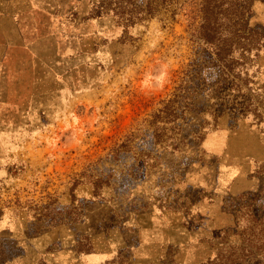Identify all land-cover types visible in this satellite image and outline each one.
Returning <instances> with one entry per match:
<instances>
[{
  "label": "rangeland",
  "instance_id": "374dc122",
  "mask_svg": "<svg viewBox=\"0 0 264 264\" xmlns=\"http://www.w3.org/2000/svg\"><path fill=\"white\" fill-rule=\"evenodd\" d=\"M99 1L102 13L145 16L147 32L128 39L136 49L121 52L125 62L114 70L100 65L89 71L97 77L99 70L94 89L77 85L76 96L66 93L59 100L54 97L65 87L50 80L59 64L51 51L59 32L51 31V47L49 36L31 33L32 12L42 19L39 0H0L2 47L10 41L18 46L17 67L0 68V211L16 205L57 223L78 217L89 199L121 197L144 187L177 185L184 193L198 177L209 189L228 166L222 151L232 131L251 130L264 141V0H247L242 35L236 18L224 19L216 8L214 31L220 39L232 36L235 49L223 50L220 58L213 45L191 36L184 17L190 0H146L140 14L130 0ZM9 79L12 91L4 89ZM59 108L65 112L58 114ZM263 161L250 158V173ZM259 172L256 189L231 193L225 184L219 208L204 191L211 221L218 224L209 227L208 239L220 240L233 228L238 211L264 217V166ZM249 222L241 219V225ZM226 239L238 244L240 238L232 230ZM207 253L204 244L182 256L192 264Z\"/></svg>",
  "mask_w": 264,
  "mask_h": 264
},
{
  "label": "crops",
  "instance_id": "0c3cea01",
  "mask_svg": "<svg viewBox=\"0 0 264 264\" xmlns=\"http://www.w3.org/2000/svg\"><path fill=\"white\" fill-rule=\"evenodd\" d=\"M130 1L138 14L144 11L146 0ZM99 2L39 0L41 7L37 9L42 19L39 21L37 13L32 12L33 35L49 36L56 30L61 37L53 46L55 49H51L56 50L59 64L56 71L50 72V80L65 88L60 87L54 98L61 100L66 93L76 96L77 85H91L90 89H94L92 84L100 81L99 70L97 77H92L89 71H96L100 65L112 71L124 63L120 53L132 54L136 49L128 39L143 38L147 32L145 16L127 18L102 13L98 10ZM1 21L0 15V68L11 70L17 67L13 51L18 46L10 41L2 47ZM48 42L50 47L54 45L53 36H49ZM38 44L33 42L32 46L39 49ZM79 69H84L85 74L83 71L80 74ZM45 80L41 78L38 83ZM4 84H7L4 89L12 91L11 79ZM59 111L61 114L65 109ZM224 148L229 151H222L230 159L228 166L214 177L209 189L203 184L204 179L198 177L199 183L190 185L184 193L178 191L177 185L164 189L144 187L121 197L89 199L81 204L78 217L75 214L57 223H50L43 216L34 217L29 210L16 205L5 207L0 211V264H188L182 255L188 256L196 245L203 248L205 244L210 253L195 261L203 262L212 253L210 241L215 240L208 239V229L218 226L209 216L208 211H212L209 199L201 197L204 191L212 195L213 208H219L217 201L226 188L231 193L256 189L259 171L264 166V161L260 162L261 168L250 173V158L264 160V141L251 130L232 131ZM225 184L228 186L224 189Z\"/></svg>",
  "mask_w": 264,
  "mask_h": 264
},
{
  "label": "trees",
  "instance_id": "16d2710c",
  "mask_svg": "<svg viewBox=\"0 0 264 264\" xmlns=\"http://www.w3.org/2000/svg\"><path fill=\"white\" fill-rule=\"evenodd\" d=\"M250 2L247 0H190L188 7L184 9V3L180 6L185 10L184 17L191 30V36L205 44L213 45L216 56L220 58V53L229 54L233 49L231 37L227 35L220 39L214 31L216 25V8L220 7V15L224 19L234 16L240 24V35L246 28L245 14L249 10ZM242 33V34H241ZM252 33V32H251ZM216 42V43H215ZM241 50H249V47H242ZM242 53V51L240 52ZM125 146V145H122ZM245 212H236L235 226L222 233L220 240H211L210 247L212 253L199 264H264V217L257 218ZM248 217L250 222L241 225V219ZM237 233L239 235L238 244H230L226 239L227 234Z\"/></svg>",
  "mask_w": 264,
  "mask_h": 264
}]
</instances>
